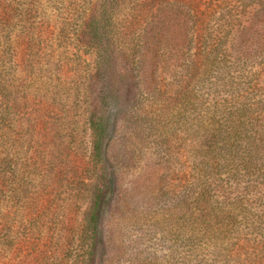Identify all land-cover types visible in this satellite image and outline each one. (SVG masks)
Here are the masks:
<instances>
[{
	"label": "rangeland",
	"instance_id": "374dc122",
	"mask_svg": "<svg viewBox=\"0 0 264 264\" xmlns=\"http://www.w3.org/2000/svg\"><path fill=\"white\" fill-rule=\"evenodd\" d=\"M0 264H264V0H0Z\"/></svg>",
	"mask_w": 264,
	"mask_h": 264
},
{
	"label": "trees",
	"instance_id": "16d2710c",
	"mask_svg": "<svg viewBox=\"0 0 264 264\" xmlns=\"http://www.w3.org/2000/svg\"><path fill=\"white\" fill-rule=\"evenodd\" d=\"M98 131V128H97ZM93 166L94 168H96L97 166V170L101 169V154H100V143L98 141V137H97V142H93ZM98 201H99V197H98V193H97V198L94 197V199L91 201L90 207H89V211L86 215L85 221H84V227H83V237L87 242L90 241L91 237L95 234L96 229L98 228V223L96 220V206H98ZM89 247V245H86L85 250Z\"/></svg>",
	"mask_w": 264,
	"mask_h": 264
}]
</instances>
